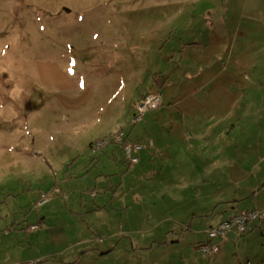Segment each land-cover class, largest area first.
I'll return each instance as SVG.
<instances>
[{
	"label": "crops",
	"instance_id": "1",
	"mask_svg": "<svg viewBox=\"0 0 264 264\" xmlns=\"http://www.w3.org/2000/svg\"><path fill=\"white\" fill-rule=\"evenodd\" d=\"M198 8H208L198 21L147 22L153 55L128 104L119 86L104 99L114 110L94 124L78 117L91 124L65 128L42 160H19L31 167L1 189L0 264H154L187 246L202 251L208 235L198 236L234 211L264 208V0H198ZM149 92L161 94L160 106L132 123ZM117 131L141 145L130 152L135 162L119 142L90 149ZM28 206L34 216L10 215ZM242 234L202 252L219 259Z\"/></svg>",
	"mask_w": 264,
	"mask_h": 264
},
{
	"label": "rangeland",
	"instance_id": "2",
	"mask_svg": "<svg viewBox=\"0 0 264 264\" xmlns=\"http://www.w3.org/2000/svg\"><path fill=\"white\" fill-rule=\"evenodd\" d=\"M203 9L198 0H0V197L9 175L31 167L19 160H42L65 128L91 124L78 117L95 116L94 124L105 108L114 110L104 99L119 96V86L128 104L134 79L153 55L148 21L178 15L198 21ZM35 214V207L10 213ZM258 221L232 237L219 259L187 246L154 264H264ZM206 236L205 228L198 239Z\"/></svg>",
	"mask_w": 264,
	"mask_h": 264
},
{
	"label": "built area",
	"instance_id": "3",
	"mask_svg": "<svg viewBox=\"0 0 264 264\" xmlns=\"http://www.w3.org/2000/svg\"><path fill=\"white\" fill-rule=\"evenodd\" d=\"M161 94L159 92H149L144 94L140 99H138L134 104V113L132 116V123L137 122L141 115L147 110L155 109L160 106ZM115 141L119 142L122 149L129 156L130 162H135L136 157L130 156V152L133 149H138L141 147L140 144L132 142L129 138L124 137L122 131H117L112 134L103 136L101 138L95 139L90 144V149L93 152L101 150L107 143ZM59 190L56 188L55 192ZM47 194H43L45 198ZM264 218V208L263 209H239L234 211L229 216L221 219L214 226L207 230L208 241L204 244H200L199 248L205 253H216L219 249L218 245L214 243V239L224 237L228 232L235 231L237 233H244L250 228V224L254 220H259ZM37 224L30 226V229H36Z\"/></svg>",
	"mask_w": 264,
	"mask_h": 264
}]
</instances>
